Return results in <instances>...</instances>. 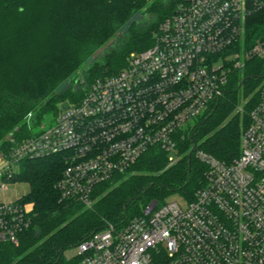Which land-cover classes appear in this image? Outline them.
<instances>
[{"label": "built area", "instance_id": "2783aa9c", "mask_svg": "<svg viewBox=\"0 0 264 264\" xmlns=\"http://www.w3.org/2000/svg\"><path fill=\"white\" fill-rule=\"evenodd\" d=\"M263 8L264 0H181L152 46L97 77L51 126L0 149V256L32 225L31 204L3 195L23 160L62 155L61 199L88 207L98 184L154 146L176 164L178 131L196 124L246 65L239 53L220 64L222 54L242 48L248 59L264 56V38L240 45L248 18ZM194 152L207 169L193 199L150 204L141 216L108 223L77 246L76 264H264V78L240 155L223 161Z\"/></svg>", "mask_w": 264, "mask_h": 264}, {"label": "trees", "instance_id": "16d2710c", "mask_svg": "<svg viewBox=\"0 0 264 264\" xmlns=\"http://www.w3.org/2000/svg\"><path fill=\"white\" fill-rule=\"evenodd\" d=\"M180 1L0 0V149L11 147L12 138L18 142L38 134L37 125L56 117L64 103H78L97 77L118 73L132 52L152 46L160 23ZM246 37L247 48L264 38V8L248 18ZM111 40L105 55L94 58ZM80 71L90 83L78 82ZM263 78L264 58L248 59L192 132L178 131L176 164L168 166V153L154 146L128 170L98 184L89 207L61 199L62 155L23 160L14 178L30 186L25 202L32 206V225L18 244H3L0 264H76L78 257L68 260L65 251L108 223L141 216L153 201L160 205L173 192L193 199L207 166L195 152L189 158L191 149L197 144L223 161L238 157ZM242 96L250 99L241 113Z\"/></svg>", "mask_w": 264, "mask_h": 264}, {"label": "rangeland", "instance_id": "374dc122", "mask_svg": "<svg viewBox=\"0 0 264 264\" xmlns=\"http://www.w3.org/2000/svg\"><path fill=\"white\" fill-rule=\"evenodd\" d=\"M246 43H247V37H246V35H244V38H243L242 42L240 43L241 47H243V45ZM111 44H112V40L109 43L105 44L100 49H98L94 55V58L101 59L105 55L106 51L110 48ZM134 52H140V51H134ZM237 53L240 54L241 60L244 61L245 63H247L248 58L246 56V53L242 50V48L239 50L235 48L230 52H226V53L222 54V57L225 56V58L220 59V64L223 63L224 60L233 59ZM259 58H264V56H261ZM89 64H90V62H87L85 67H88ZM77 79L81 85H86V84L91 82L84 71L78 72ZM249 99H250V96L247 98L243 97V96L241 97V101L237 107V112H239V111L241 113L244 112L245 105H246V103H248ZM63 105L65 108L68 107L67 103H64ZM57 116L58 115H56V117L45 118V120H43V122L40 125H37L35 127L34 131L35 132H41V131L45 130L46 128L51 126L56 121ZM31 117H29V120ZM195 125L196 124L191 125L188 128H186V132H188L190 134L192 132L193 128L195 127ZM29 190H30V186L28 183L22 182V181H19V180H16L15 178H13L9 184L8 191L4 192L3 195H4L5 199L13 200V199H17L19 197H23V199L25 200L26 194L29 192ZM186 199L187 198L182 193L173 192L167 197L166 200H177L182 205H185ZM93 203H94V201H93ZM77 254H78V248L77 247H72V248H69L68 250L65 251V257L68 260H73L74 258L77 257Z\"/></svg>", "mask_w": 264, "mask_h": 264}, {"label": "water", "instance_id": "95a60500", "mask_svg": "<svg viewBox=\"0 0 264 264\" xmlns=\"http://www.w3.org/2000/svg\"><path fill=\"white\" fill-rule=\"evenodd\" d=\"M244 81H245L244 79L241 81L240 86L243 84ZM196 147H197V144H194V146H193V148L191 149L190 154H189V158H190V159H191L192 154H193V152L195 151ZM156 203H157L156 201H153V202L151 203V206L153 207Z\"/></svg>", "mask_w": 264, "mask_h": 264}]
</instances>
